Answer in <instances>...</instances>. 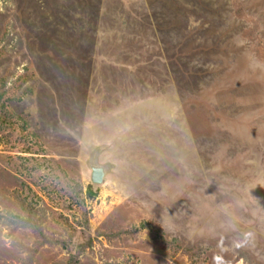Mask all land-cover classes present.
<instances>
[{
    "label": "rangeland",
    "instance_id": "obj_1",
    "mask_svg": "<svg viewBox=\"0 0 264 264\" xmlns=\"http://www.w3.org/2000/svg\"><path fill=\"white\" fill-rule=\"evenodd\" d=\"M214 256L264 264V0H0V264Z\"/></svg>",
    "mask_w": 264,
    "mask_h": 264
},
{
    "label": "water",
    "instance_id": "obj_2",
    "mask_svg": "<svg viewBox=\"0 0 264 264\" xmlns=\"http://www.w3.org/2000/svg\"><path fill=\"white\" fill-rule=\"evenodd\" d=\"M85 165L89 168V177L93 183H101L111 169L110 162L99 160V149L96 147L88 153Z\"/></svg>",
    "mask_w": 264,
    "mask_h": 264
},
{
    "label": "clouds",
    "instance_id": "obj_3",
    "mask_svg": "<svg viewBox=\"0 0 264 264\" xmlns=\"http://www.w3.org/2000/svg\"><path fill=\"white\" fill-rule=\"evenodd\" d=\"M254 241V233L251 231H246L242 233V239H237L234 241V247L239 249L247 247ZM214 264H225L222 256L213 257Z\"/></svg>",
    "mask_w": 264,
    "mask_h": 264
},
{
    "label": "trees",
    "instance_id": "obj_4",
    "mask_svg": "<svg viewBox=\"0 0 264 264\" xmlns=\"http://www.w3.org/2000/svg\"><path fill=\"white\" fill-rule=\"evenodd\" d=\"M92 25H93V23H91V26H92ZM91 43H94V36L91 38ZM170 47H171V46L167 47V48L165 49V52L167 53L166 55H172L173 58H177L178 53L180 54V53L182 52L181 50H184V49H182V47H181V48L178 50V53H176V52L174 51L175 46L173 45L172 48H170ZM59 49H60L59 47L56 48V50H59ZM29 91H30V90H29ZM86 188H87V189H86ZM95 195H96V191L91 189L90 184L86 185V187H85V196L88 197V198H93ZM85 222H86V220H85ZM144 226H145V225H140V226H138V228H143Z\"/></svg>",
    "mask_w": 264,
    "mask_h": 264
},
{
    "label": "bare ground",
    "instance_id": "obj_5",
    "mask_svg": "<svg viewBox=\"0 0 264 264\" xmlns=\"http://www.w3.org/2000/svg\"><path fill=\"white\" fill-rule=\"evenodd\" d=\"M224 7V6H223ZM34 39V38H33ZM33 47V46H32ZM104 137V136H103ZM95 143V142H94ZM100 144V143H99ZM100 155V154H99ZM40 158V157H39ZM44 159V158H43ZM89 179V178H88ZM98 184V183H97ZM95 185V184H94ZM101 186V185H100ZM99 188V187H98ZM98 188H96V189H98ZM87 189V188H86ZM92 189V188H91ZM33 217V216H32ZM42 219H40V221H41ZM31 221V220H30ZM36 222V221H35Z\"/></svg>",
    "mask_w": 264,
    "mask_h": 264
}]
</instances>
